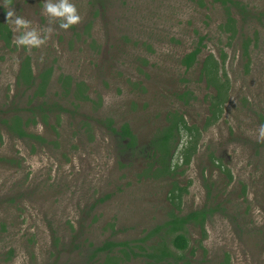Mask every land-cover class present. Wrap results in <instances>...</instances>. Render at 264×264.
Masks as SVG:
<instances>
[{
  "label": "rangeland",
  "instance_id": "1",
  "mask_svg": "<svg viewBox=\"0 0 264 264\" xmlns=\"http://www.w3.org/2000/svg\"><path fill=\"white\" fill-rule=\"evenodd\" d=\"M240 1L263 14L248 29L247 58L219 30L226 16L213 0H71L81 19L67 29L43 12L44 0H0L1 23L12 9L29 27L51 30L45 43L29 48L15 43L19 32L6 23L11 43L0 40V118L19 113L26 120L30 114L18 109L29 100L32 106L61 102L69 110L27 128L42 143L0 128V264H112L106 260L114 256L117 264H264V138L258 139L264 124V0ZM201 36V53L185 69L180 59ZM221 52L227 100L218 121L204 127L212 89L200 76L201 65L208 54L219 61ZM26 56L35 77L52 69L42 97L31 99L30 91L16 86ZM63 77L73 90L81 85L89 99L64 92ZM183 92L192 98L179 100L176 94ZM174 111L198 131L186 165L178 153L188 137L181 133L172 178L144 176L140 155L118 152L99 123H128L143 148ZM172 181L186 188L174 205L167 199ZM207 202L224 212L214 213L202 229L187 226L183 251L168 238L171 256L157 263L163 230L146 239L148 233L171 211L184 216ZM104 241L127 244L91 260L94 246Z\"/></svg>",
  "mask_w": 264,
  "mask_h": 264
},
{
  "label": "trees",
  "instance_id": "2",
  "mask_svg": "<svg viewBox=\"0 0 264 264\" xmlns=\"http://www.w3.org/2000/svg\"><path fill=\"white\" fill-rule=\"evenodd\" d=\"M7 1L10 2L11 0ZM213 1L219 3L226 16L225 21L219 25V30L223 34H226L230 41L237 44V47L239 45L241 57L247 58L248 48L251 43V38L248 36V29L254 21H260L263 14H256L252 12L240 0ZM10 34L11 31L6 23L0 22V40L7 47L10 46L11 43ZM204 39L205 37H199L196 46L180 59V64L184 66L185 69H189L196 62V59L200 55L204 45ZM219 59L220 60L218 61L212 54H208L203 59L201 65L200 76L203 78L206 86L212 89L208 98L209 115L205 119L204 127H209L218 121L222 113V107L227 100L228 80L226 75H221L220 73L221 66L225 60V54L221 52ZM32 73L33 70L30 64V59L26 56L20 63L16 77V86L23 88V92L25 93L30 91L31 99L40 96L42 97L46 93L50 83L49 80L52 76V69L49 67L41 70L37 75L39 78L35 77ZM62 82L63 91L71 93L75 100L87 101L89 99L88 96L81 90V85L76 84L75 89L73 90V83L69 77H63ZM18 96L19 94H16V98ZM63 96H65V93H63ZM176 96L181 101L185 100V97L192 98L189 92L176 94ZM18 110L27 112L30 116H28L26 120H23L19 113H11L8 117L5 116L0 118V128H3L7 134L14 138L25 141L35 140L37 142L40 141V143H42L43 140L39 136H35L29 132L27 128L30 125L32 126L36 124L37 118L45 124L46 118L50 114H56V117H59V112L69 111L68 108L64 107L61 102L47 103L42 101L41 103L32 106L30 100L26 106H20ZM99 123L105 127L110 135L114 137V142L116 146H118V152H121L124 155L132 153H138L140 155V158L144 163L142 174L150 178H172L173 175H175L178 164H173L172 161L174 157L173 155L178 147V141L181 133L188 137L186 146L178 153L182 164H188L191 156L196 151L197 139L193 137V134L198 131L197 128L194 125H189L185 120L184 115L175 111L170 112L166 116L165 124L156 130L155 134H153L146 146L143 148L138 147L137 138L132 133L128 123L121 124L119 128L115 127L114 123L109 118L99 120ZM1 138L0 133V141ZM206 190L207 197H209L211 192L208 188H206ZM185 192L186 188H182L181 186H178L176 182L172 181L171 188L168 190L167 199H169L172 205H174V202L179 204ZM107 197L108 195L105 196V198ZM99 201H101V199ZM173 211L169 213L168 220L163 225L156 227L146 236V239H150L152 235L160 233V231L163 230L159 254L154 255V259L155 261L157 260V263L164 262L166 261L165 258L171 256L165 245L168 238L174 248L180 251L185 250L188 246V239L185 233L187 226L195 225L202 229L206 220L210 219L214 213L224 212V209L219 203L214 204L207 202L201 209L191 211L184 216L175 215ZM126 244L127 243L104 241L100 245L94 246L89 258L94 260L103 253H112L114 247L117 245L125 246ZM90 246L92 245L90 244ZM118 260L119 258H115L114 256L108 258L106 261L107 263L117 264ZM167 264L170 263L167 262Z\"/></svg>",
  "mask_w": 264,
  "mask_h": 264
},
{
  "label": "clouds",
  "instance_id": "3",
  "mask_svg": "<svg viewBox=\"0 0 264 264\" xmlns=\"http://www.w3.org/2000/svg\"><path fill=\"white\" fill-rule=\"evenodd\" d=\"M43 12L50 18H57L58 26L62 29L77 24L81 19L71 0H44ZM6 19V23L10 22L14 26V30L19 32L15 38V43L18 46L39 47L45 43L48 33L51 31L50 29L37 30L34 27H29L30 22L17 15L12 9L6 12ZM259 138H264V124L259 127Z\"/></svg>",
  "mask_w": 264,
  "mask_h": 264
}]
</instances>
